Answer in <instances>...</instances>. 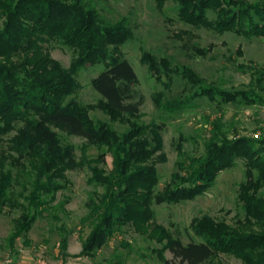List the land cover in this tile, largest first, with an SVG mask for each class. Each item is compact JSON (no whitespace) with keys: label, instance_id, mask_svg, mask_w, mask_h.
<instances>
[{"label":"trees","instance_id":"16d2710c","mask_svg":"<svg viewBox=\"0 0 264 264\" xmlns=\"http://www.w3.org/2000/svg\"><path fill=\"white\" fill-rule=\"evenodd\" d=\"M177 3L179 18L194 28L264 39V0ZM0 21V215L4 207L20 209L9 238L11 247L44 212L63 209V203H52L70 182L67 171L86 170L93 191L81 219L89 227L81 240L82 254L92 257L115 233L132 229L161 244L156 251L164 264L170 263L163 256L166 250L180 264H221V254L242 264H264V138H230L217 119L203 152L187 155L180 150L178 170L157 190L156 161L160 156L163 160L164 127L138 122L144 96L137 89L133 67L120 51L132 37L128 20L106 22L88 0H0ZM52 41L71 49L68 68L52 58L48 47ZM142 61L159 80L164 73L167 88L171 73H176L194 89L184 98L154 94L157 108L166 113L201 98L219 110L226 104H264L263 69L252 72L258 90H225L204 84L187 66L171 68L165 58L145 54ZM99 64L104 70L91 85L100 101L83 104L75 98L76 76L86 65ZM94 108L111 121L129 123V128L117 132L105 122L93 121L89 111ZM62 133L86 141L79 157ZM88 146L99 150L96 158L89 157ZM106 154L112 159L109 169L100 166ZM239 161L244 177L236 198L242 215L232 223L208 215L194 218L185 228L184 242L181 230L155 222L153 204L194 199L213 186L221 171ZM59 244L64 251L66 237Z\"/></svg>","mask_w":264,"mask_h":264},{"label":"rangeland","instance_id":"374dc122","mask_svg":"<svg viewBox=\"0 0 264 264\" xmlns=\"http://www.w3.org/2000/svg\"><path fill=\"white\" fill-rule=\"evenodd\" d=\"M90 5L106 22L126 18L132 37L120 46L121 55L133 67L139 83L137 89L143 94L138 122L144 125L163 124V160L157 159L159 175L157 190L171 180L176 172L181 152L187 155L200 154L204 141L210 137L213 122L217 119L230 138H264V104H226L219 110L206 98L194 99L191 106L166 113L157 108L154 94L162 93L163 99L190 96L194 89L180 74L171 73V84L164 73L160 80L142 61L145 54L156 60L165 58L175 69L187 66L192 69L204 84L225 90H248L258 88L252 80L254 70H264V39L245 38L233 32L216 33L206 28H194L184 23L178 16L177 0H88ZM256 1V0H248ZM0 21V26H1ZM52 58L68 68L72 51L66 45L52 41L48 44ZM197 48L206 50L200 54ZM252 67V69H251ZM104 70V65H86L77 74L79 90L75 98L83 104L94 105L100 96L94 91L91 79ZM192 88V89H191ZM264 97V92H262ZM89 116L95 122H105L117 132H124L129 123L111 121L108 115L98 108L90 109ZM64 140L75 146L79 157L86 141L78 136L62 133ZM160 151L156 153L158 155ZM91 159L98 156L99 150L88 146ZM112 159L106 154L100 166L111 167ZM67 188L56 194L57 202L63 209H49L39 217L12 247L9 238L15 227L19 208L4 207L0 215V264H164L156 251L161 247L155 241L135 233L132 229L115 233L92 257L82 254L81 240L88 231V225L81 222L88 208L86 203L93 191L88 183L86 170L67 171ZM244 177V165L221 171L215 183L203 194L194 199L176 203L153 204L155 222L165 228H178L187 242L185 228L194 218L208 215L232 223L242 210L237 202V189ZM100 189V188H98ZM101 190V189H100ZM54 215L57 216L53 217ZM66 237L67 246L61 251L60 241ZM163 256L169 264H180L173 260L169 251ZM221 264H242L231 255L221 254Z\"/></svg>","mask_w":264,"mask_h":264}]
</instances>
